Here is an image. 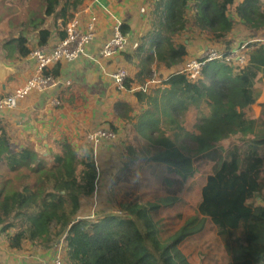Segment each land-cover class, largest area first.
<instances>
[{
  "label": "trees",
  "instance_id": "16d2710c",
  "mask_svg": "<svg viewBox=\"0 0 264 264\" xmlns=\"http://www.w3.org/2000/svg\"><path fill=\"white\" fill-rule=\"evenodd\" d=\"M84 2L0 0L6 58L29 56L35 38L37 47L46 46L61 27L63 39ZM230 14L249 30H264L261 0H155L152 27L134 49L138 81L184 63L185 32L198 31L207 41L222 43L219 51L226 52L202 67L198 81L184 66L172 73L169 88L160 95L155 91L164 101L150 98L154 109L142 113L136 145L126 147L128 158L115 184L144 161L153 169L163 163L164 194L154 201L125 192L121 214L83 218L82 201L98 184L94 148L61 141L48 152L35 145L17 149L0 127V236L10 249L52 248L65 241L68 264H264V118H249L245 131L237 105L256 103L252 88L264 68V39L232 47ZM233 50L243 64L227 60ZM133 81L128 76L124 87ZM190 115L194 121L187 126ZM236 135L237 141L223 144ZM196 173L205 183L185 212L186 181ZM171 209L181 222L173 231L158 217Z\"/></svg>",
  "mask_w": 264,
  "mask_h": 264
},
{
  "label": "crops",
  "instance_id": "0c3cea01",
  "mask_svg": "<svg viewBox=\"0 0 264 264\" xmlns=\"http://www.w3.org/2000/svg\"><path fill=\"white\" fill-rule=\"evenodd\" d=\"M154 6L155 0H85L76 13L80 27L86 29L92 13L97 16L96 36L85 53L74 61H62L49 68L48 71L57 76L61 82L58 88L42 93H30L19 101L17 107L4 111L0 117V127L7 131L17 149L18 146L35 145L36 148H43L48 152V149L54 148V145L61 141H68L79 148L86 144L85 137L88 132L104 125L116 128L117 132L128 130L134 141L136 126L140 122L142 113L152 109L150 104L153 100L150 98L153 97L154 102L157 100L160 105L164 101L157 99L159 96L155 91L157 90L160 95L169 88L170 85L166 84L169 76L181 70L187 59L189 61L199 57L206 48L223 47L222 43L213 44L207 39L199 40L198 31L194 30H192L195 32L192 37L194 39L189 41L187 40L189 34L185 32L183 37L186 38L189 54L184 63L168 70L164 67L160 68L159 71L153 72L151 79L138 81L136 78L138 59L134 56V49L138 46L140 38L152 27L150 16ZM236 17L238 27H234L229 36L232 47L260 40L252 34H264V30L259 32L249 30L240 22L238 16ZM118 26L121 31L127 29L126 34L122 33L128 40V48L126 52L117 54L112 59H105L101 55V48ZM0 28L5 35L4 27L0 26ZM62 29L61 27L53 32L52 40L48 44L49 48L54 47L59 40L58 33L62 32ZM36 43L35 38L31 45L35 49L39 47ZM0 54L3 55L0 59L17 71L7 80L6 89L0 85L1 97L11 94L19 84L31 77L34 61L31 54L19 60L6 58L4 50L0 51ZM120 68L127 70L129 78L134 80L129 88L120 89L113 80L112 75ZM252 92L256 102L264 104V68L260 69ZM237 105L243 129L246 131L249 128L244 126L249 122L246 116L250 115L251 119L254 118L250 114L252 113L249 110L250 104L240 100ZM120 142L124 143L123 140ZM108 146L104 143L102 147L105 149ZM94 150L97 158V151L95 148ZM60 242L52 248H33L31 245H26L19 251L10 249L8 243L1 237L0 264H42L60 252L56 249L63 247Z\"/></svg>",
  "mask_w": 264,
  "mask_h": 264
},
{
  "label": "rangeland",
  "instance_id": "374dc122",
  "mask_svg": "<svg viewBox=\"0 0 264 264\" xmlns=\"http://www.w3.org/2000/svg\"><path fill=\"white\" fill-rule=\"evenodd\" d=\"M261 1H263L264 3V0ZM230 18L233 21L235 27H238L237 17L235 15L230 14ZM188 34L189 37L192 38L195 35V32L189 31ZM252 35H255V37H258L262 40L264 39V34L253 33ZM4 36L5 35L3 33V29L0 28V51H2L3 48ZM197 38L199 40L205 39L206 35L197 36ZM239 46L236 47L239 48ZM208 49L210 50L212 48L208 47ZM262 108H264L263 103L258 104L256 102L255 104L250 105L249 110L252 111V113H250L251 117H254L255 120L262 119L264 116V113H262L263 111L261 112ZM186 117L187 118L185 119L188 123V126L194 121V116L190 115ZM246 117L249 119L250 115ZM244 126L247 127L248 123L244 124ZM101 127L108 130V132L111 129L110 125H104ZM98 128L99 127H97L96 129ZM92 131H94V129ZM127 131L128 130H121L120 132H115L116 138L114 140L102 139L106 141L101 140L102 142L100 141L99 143L87 142L88 140L85 137L86 144L95 148L97 151L98 157L96 159L98 164L99 175L96 192H94L91 197L84 198L82 201L80 215L83 216V218L85 217L88 219H96L98 216H103L105 214H121L122 212L119 202L125 192H131L134 195H137L144 202L154 201L157 196H161L164 194L163 189L161 188L163 186V184L161 183V178L166 173L163 163L160 164L156 169H153V167H151V163L144 161L143 163H140V166H136L131 170L130 173H128V175H126L127 180L122 179L118 184H115L118 174L121 170H123V166L128 158L126 147L128 146V144L136 145V143L132 140L133 136L129 131ZM238 138L239 135L233 136L224 141L223 144L225 146L229 145L230 143L237 141ZM121 140H123L124 143L120 142ZM104 143L109 145L105 149L102 147ZM20 147L23 146H18V149ZM39 149L43 150V148ZM204 183L205 178L199 173H196L187 179L186 184L188 186V189L185 193L186 204L182 207L185 212L191 211V207L197 202ZM175 211L176 210L171 209L167 210L164 213L159 212L158 214V217L164 218L167 224L172 228V231L177 229L181 223L178 218L173 217ZM60 243L63 247L56 249H59L60 253L64 257V263L68 264L65 254V241H62ZM188 250L190 251V249Z\"/></svg>",
  "mask_w": 264,
  "mask_h": 264
},
{
  "label": "built area",
  "instance_id": "2783aa9c",
  "mask_svg": "<svg viewBox=\"0 0 264 264\" xmlns=\"http://www.w3.org/2000/svg\"><path fill=\"white\" fill-rule=\"evenodd\" d=\"M96 27V14H91L86 29L80 27L78 15H75V18L64 28L66 36L63 39H59L54 47L49 48L46 45L34 49L31 53L34 61L33 73L27 81L19 84L11 94L0 97V117L4 111L17 107L19 101L30 93H42L58 88L61 82L57 76L48 71L49 68L62 61H74L83 55L96 36ZM127 48L128 40L118 26L103 44L101 55L105 59H112L117 54L125 52ZM224 53L226 52H220L218 48L207 49L199 57L187 61L183 71L189 75L190 79L198 81L202 78V67L209 61L221 59L225 55ZM227 60H233L240 64L245 62L244 58L236 51L228 54ZM112 77L116 85L122 89L128 77L127 70L120 68ZM115 135V131L110 129L108 132L103 127H99L88 133L86 139L91 143H99L102 139L114 140L116 138ZM42 264H65L64 257L60 252H57Z\"/></svg>",
  "mask_w": 264,
  "mask_h": 264
},
{
  "label": "water",
  "instance_id": "95a60500",
  "mask_svg": "<svg viewBox=\"0 0 264 264\" xmlns=\"http://www.w3.org/2000/svg\"><path fill=\"white\" fill-rule=\"evenodd\" d=\"M206 48L205 50H207ZM204 50V51H205ZM201 52V55L204 53ZM16 69L13 66L7 65L3 60L0 59V85L3 89H6L7 80L16 74Z\"/></svg>",
  "mask_w": 264,
  "mask_h": 264
}]
</instances>
